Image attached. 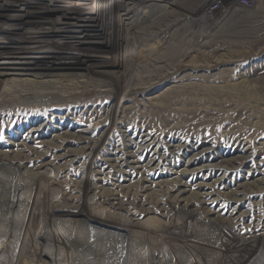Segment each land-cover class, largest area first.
I'll return each instance as SVG.
<instances>
[{"label": "rangeland", "instance_id": "374dc122", "mask_svg": "<svg viewBox=\"0 0 264 264\" xmlns=\"http://www.w3.org/2000/svg\"><path fill=\"white\" fill-rule=\"evenodd\" d=\"M172 1L169 14H158L156 23L148 25L151 35L144 29L140 31V39L136 38L139 54L125 65L91 72L55 73H44V69L48 70L45 63L35 64L41 72L29 71L22 65L13 66V71L19 75L12 71V81L19 80L30 92L50 98L41 107L29 106L31 110L0 119L1 151L12 147V139L7 136H14L24 122L44 120L49 126H57V123L79 118L81 111L66 116L72 112L66 105L68 101L107 107L110 99L100 96L99 92L110 90L125 76L124 85L109 104L113 113L118 110L117 118L123 117L125 122L116 125L119 119L115 121L112 115L103 130L100 127L95 130V134L112 132L114 136L95 143L92 156L101 147L112 151L120 144V147L128 144L121 135H129L132 140L137 139L139 133L151 134L150 140L159 138L154 146L161 163L148 173L144 172L142 179L147 177L151 182L167 181V184L164 183L161 192L142 191L137 185L140 178L137 172H122L113 167L107 168L104 179L96 182V192H84L79 181L83 176L90 177L87 165H82L87 163L86 152L81 164L73 166L66 176H56L49 166L35 169L42 172L40 177L23 169L24 176L13 180L31 185L32 190L25 194L32 200L39 198L41 204L39 208L27 207L34 218L30 216L22 223L0 218V264H264V190L249 187L233 194V187L243 181L248 171L264 169V0H220L227 11L224 21L221 20L222 27L220 22L199 19L208 11V6L214 9L215 3L209 0ZM150 44L157 46L154 51H147ZM6 71L8 69L2 66L0 78ZM183 78L187 79L184 86H177L175 82ZM147 86H152L153 91L149 95L141 94ZM122 97L126 101L120 103ZM51 110L58 114L51 115ZM92 126L90 124V129ZM175 143L182 148L176 153L168 151L166 145ZM193 144L206 149L195 157L197 161L213 158V164L218 166L216 171L173 174L191 157L185 156L183 149ZM234 148L243 150L242 154H229ZM131 151L134 156H140L141 161L147 156L142 148L134 146ZM9 168L10 165H6L5 169H0V174L7 175ZM28 169L32 171L33 164ZM54 178L58 186L46 187V182ZM176 178L189 181V185L201 182L206 185V191H200L199 187L193 190L194 194L185 195L182 202L174 201L167 187ZM215 179H222L224 185L216 183ZM195 193L215 196L201 203V197ZM17 196H23L22 191ZM54 196L57 202L53 205L58 207L70 206L66 199L74 198V208L85 214L76 217V226H59L55 222L52 217L55 213L52 215L49 210ZM248 198L250 201L246 202ZM112 200L118 207H110ZM13 208L8 204L3 209L9 212ZM165 212L168 219L160 216ZM171 221L178 224L175 226L182 234L172 230ZM228 234H232V239ZM72 236L80 242L70 243L68 238ZM174 242L181 251L169 258L162 253V246L170 244L168 246L173 248L171 243Z\"/></svg>", "mask_w": 264, "mask_h": 264}, {"label": "bare ground", "instance_id": "6f19581e", "mask_svg": "<svg viewBox=\"0 0 264 264\" xmlns=\"http://www.w3.org/2000/svg\"><path fill=\"white\" fill-rule=\"evenodd\" d=\"M209 1V3H215L217 5H220L221 3L220 0ZM182 2L185 1L182 0ZM172 3V0H0V69H2V66L4 67V69H8V71L4 73V76L0 78V119L2 120L5 116L11 114H14V116H16L18 114L24 113V111L26 110H31L28 108L29 106L41 107L42 105H44V103H47V99L50 98L46 95H40L38 94V92H30L29 90L22 87V82L19 80L12 81V78L10 79V75L14 70L13 66L15 64L22 65L29 71L34 70L36 72H41L42 70L37 68L35 64L45 63L48 65V70L44 69V73H55L63 71L91 72L95 70L110 69L111 66L113 67L115 65H117L118 67L119 65H125L126 63L131 61L134 56L139 54V47L136 46L138 45L136 43V38L140 39V37H138L140 31L144 29L145 31H147V33H149L147 35H151L152 31L150 30V27H148V25L151 24L152 26L156 23L158 14H169L167 12H170L172 10L170 8ZM210 9L211 8L208 6L207 10L210 11ZM225 14H227V11L224 9V7L219 6L215 10L202 13L201 16H199V19L201 20V22H220L221 24V22L224 21V17L226 16ZM199 19L198 21H196L199 22ZM223 23L220 25V27L223 26ZM141 25L145 27L142 28ZM154 47L157 46H154L153 44L147 45V51H154ZM167 71L169 70L167 69ZM13 74L19 75V73L16 71H13ZM185 78L177 80L175 82L177 86H184L183 82H186L187 80H184ZM125 81L126 77L122 76L116 83H114L110 90H103L99 92L100 96H107L110 99V101L108 102L110 104L114 96L121 90L122 85H124ZM152 91V86H147V88L144 87V91H142L141 94L149 95V93H151ZM124 93L123 97H126V94ZM123 97L121 98L122 100L119 101L120 103L122 101H126ZM14 100L16 101V103L13 102ZM82 103L84 104H79L78 100L68 101V103H66V105H68V107H70L71 111L73 112H70L69 114L67 113L66 116H73L76 112L81 111V114H79V118H74L71 120L69 119L68 122H64L63 124L57 123V126H49L46 122H44V120L36 122L29 120L28 122H24L21 124V128L16 130L14 136L10 137L6 135L7 139H12V147L9 150H0V169H5L6 165H10V172L7 175L0 174V218H8L9 220L13 221L18 220V222L22 223L23 221L30 219V216L34 218L33 214H31L32 212L29 214L27 207L34 206L39 208V205L41 204L39 198H37V200H32L31 197L28 196V194H25L28 191L30 192L32 190V188L30 187L31 185H26L22 182H15L13 180L15 177L17 179V177L24 176L22 171L23 169H26L27 172L32 173V175H34L35 177H40L42 172H38L35 169H40L43 167L45 168L46 166H49L53 168L56 176H60L63 174L66 176L71 171L73 166L76 167V165L83 161V159L85 158L83 157L85 152V156L88 157L86 159L87 163L85 162L82 165L83 167H85L84 165H87L86 169L87 171H89L90 177L86 178L85 176H83L81 178V181H79L81 182L80 184H82L81 188L84 192L93 190L95 191L96 187H98L96 186V182L102 181L101 178L108 171L107 168L110 169L113 167L118 168L122 172L126 170H133L137 172L140 175V178L138 177L139 179L137 181V185L140 186L142 191L150 190L154 191L153 193L161 192L162 188L165 187L164 183L167 184V181L151 182L150 180L146 179L147 177L145 179H142V174H144V172L150 171L160 166L161 159L160 157L157 158L158 152L154 146L155 140H158L159 138L152 137V140H150L149 138L151 134L142 135V133H139L137 139L132 138L131 140L129 139V135H121L120 137H123V139H125V142H128V144L125 143L123 145L124 147H120V144L112 151H108L105 146L101 147V149L98 150L93 157L92 155L94 153L93 151L95 148V143H97L101 139L109 140L110 138H112V136H114L112 132H110L109 134H95V130L98 127L103 130L107 126L105 122L108 118L112 117V115L114 116L115 121L119 119L118 122H115L113 120L116 125L123 124L125 120L123 119V117H121V119L117 118V116L119 115L118 110L113 113V109H110L109 104L107 107H96L90 103ZM17 106L19 108H17ZM118 108L119 106L117 107V109ZM51 111H53L51 115L58 114V112L55 110ZM71 121H73L74 124L71 125ZM90 124L93 125L91 129ZM179 143L168 144L166 145V147L168 151H173L176 153L178 149L182 148ZM38 146H41V148L38 149ZM134 146L136 147V149L142 148L143 151L146 150L145 152H147V156L145 159L143 158L144 161H141L140 156L136 157L131 154V149ZM198 146L199 145L193 144V146H188L183 149L184 155L189 154L191 157L184 162V165H182L180 169L174 171L173 174L180 176L185 173L192 174L194 173V171L198 173L204 172V170H208L210 172L216 171L215 169H217L218 166L213 164V158L210 159V157H207V159L204 161L201 159L197 161V158L195 157L205 152L206 150H204V147ZM150 147L154 148H152L151 151H148ZM135 151L137 152V150ZM242 151L243 150L234 148L232 150L230 149L228 153L233 155L238 153L242 154ZM134 154L136 155L135 152ZM89 158L92 159L90 162L88 161L90 160ZM11 161H16V163L12 164ZM30 164H33L34 169H32V171L28 169V166ZM198 164L201 165L196 167ZM82 165L78 167H82ZM251 171L247 172L246 177H243V181L236 183V186L233 187V194L238 190L244 191L249 187H253L261 191L264 190V169L262 168L261 170H255L253 172ZM145 176H147V174ZM55 178L54 180L46 182V187H48V185L58 186V182ZM188 182L183 181L182 178H176L174 181L170 182L171 185H169L168 187L166 186L169 190V194L172 195L171 197H173L174 201H179V203L182 202L185 195L194 194L193 190H198L199 187H201L199 189L200 191H206L204 189L206 187L205 184H201V182H195L194 185H189ZM213 182H211V184ZM215 182L219 183L220 185H224L222 179H215ZM230 188H232V186ZM20 191H22L23 196H17ZM195 194L201 197V203L212 200V196H215L210 194ZM238 194L240 193H237V195ZM260 197L262 199V196ZM55 198H57V196H54L52 198V200L54 201L50 199L52 203H50L51 207L49 209L52 215L53 213H55L54 216H52L55 218V222H57L59 226H76L78 223V221L75 220L76 217H84L85 214L84 212H80L81 210L77 211L74 208V198L68 197L66 199L69 203H71V205L68 207L54 206L53 204L57 202V199ZM233 199L234 201H236V197H234ZM186 201L188 202V199ZM249 201L250 198H248L246 202ZM256 203H258V201ZM8 204L14 207L9 212L6 211L7 208L6 210L3 209ZM143 204V201H141L140 205ZM110 205V207H118V204H115V200H112V203ZM166 210L168 212L167 208L165 209V211ZM191 212L192 211H190V213ZM206 212L207 211H205V213ZM165 214L166 212L160 215L162 219H168V215ZM230 214H232V212ZM245 214L247 213L245 212ZM131 219H135V217ZM226 219L227 218H225V220ZM229 219H231V221L234 220L233 218ZM18 222H16V224H18ZM171 223L172 230H175L176 233L180 234L181 232L177 230L178 226H175L178 224L175 221H171ZM224 224L225 223H222V225ZM184 226L188 227V223ZM228 237L232 239V234H228ZM68 241L72 244L73 242H80V240L74 236L69 237ZM168 245L163 244L162 253L169 258H173V254H177L181 251V247L178 244H175V242L171 243L173 248H170V246ZM172 250L173 252H171Z\"/></svg>", "mask_w": 264, "mask_h": 264}, {"label": "built area", "instance_id": "2783aa9c", "mask_svg": "<svg viewBox=\"0 0 264 264\" xmlns=\"http://www.w3.org/2000/svg\"><path fill=\"white\" fill-rule=\"evenodd\" d=\"M219 6H221V3H220V5H217V4H216V5H215V8H214V9L211 8L210 11H211V10H215V9H217ZM210 11L208 10L207 12H210Z\"/></svg>", "mask_w": 264, "mask_h": 264}]
</instances>
